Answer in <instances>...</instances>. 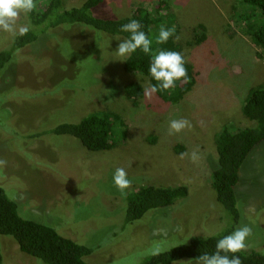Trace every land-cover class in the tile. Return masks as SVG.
<instances>
[{"label":"rangeland","instance_id":"rangeland-1","mask_svg":"<svg viewBox=\"0 0 264 264\" xmlns=\"http://www.w3.org/2000/svg\"><path fill=\"white\" fill-rule=\"evenodd\" d=\"M80 2L65 0L64 6ZM138 4L170 9L180 25L176 41L198 75L178 103L144 92L134 105L123 85L138 81L145 89L149 83L145 76L124 70L125 58L115 55V38H126L82 23L45 30L29 25L37 39L16 50L0 70V185L17 202L22 217L93 247L84 257L89 264H141L191 236L219 234L232 224L211 187L214 140L223 125L235 129L252 124L241 113V104L249 88L264 82V52L234 16L236 0H103L91 13L119 18ZM27 23L21 14L17 28ZM199 23L205 31L196 38ZM15 36L0 31V50L9 48ZM103 110L119 114L126 124V139L114 136L112 149L90 151L73 136L51 132L61 122H77ZM179 119L191 127L170 132V122ZM117 168L130 180L124 192L145 184H183L188 195L127 224L125 194L112 182ZM235 191L240 218L234 230L247 225L251 234L246 248L264 253V142L240 169ZM4 238L1 264H45Z\"/></svg>","mask_w":264,"mask_h":264},{"label":"trees","instance_id":"trees-1","mask_svg":"<svg viewBox=\"0 0 264 264\" xmlns=\"http://www.w3.org/2000/svg\"><path fill=\"white\" fill-rule=\"evenodd\" d=\"M64 1L35 0V10L26 16L27 26L41 28L43 25L42 28L45 30L64 23H82L95 30L127 38L129 34L121 32V26L131 19H136L142 24V30L153 40L152 54L158 50H171L183 56L176 41L180 25L170 9L162 11L138 4L128 16L101 18L93 15L91 9L103 0H81L79 4L68 8L64 6ZM236 2L234 16L244 24L245 35L264 52V0H236ZM160 26L174 27L175 33L165 44L157 45L154 38L158 35ZM31 28L24 35L17 34L9 48L0 50V70L11 60L16 50L37 39L38 34ZM204 31V25L199 23L195 28L196 38L204 34ZM150 60L151 54H144L138 50L124 59L123 69L145 76L148 83H155L150 81L148 74ZM185 61L187 78L177 81L174 89L154 93L161 101L178 103L195 85L197 70L186 59ZM122 88L125 96L134 105H137L144 96V87L138 81L128 82ZM241 113L252 121V124L235 129L228 125L222 126L214 140L217 158L211 172V187L217 201L231 215L232 224L219 234L205 237L191 236L186 243L149 255L141 264H173L182 259L197 261L200 255L214 253L217 241L229 235L238 224L240 212L237 208L235 188L239 182V172L252 151L264 142V82L249 88L241 104ZM51 132L57 135L73 136L90 151L112 149L116 145L113 141L114 136H119L123 140L127 136L123 118L108 110L91 112L77 122H61L52 128ZM188 192V187L183 184L177 186L145 184L134 190L125 191V195L123 194L124 221L131 225L142 219L150 210L170 206L178 198L187 196ZM0 237H9L17 244L21 253L40 259L45 264H89L84 257L94 251L93 247L61 235L48 224L22 217L18 211L17 202L8 196L1 185ZM235 255L240 257L242 264H264V253L252 248H245Z\"/></svg>","mask_w":264,"mask_h":264},{"label":"clouds","instance_id":"clouds-1","mask_svg":"<svg viewBox=\"0 0 264 264\" xmlns=\"http://www.w3.org/2000/svg\"><path fill=\"white\" fill-rule=\"evenodd\" d=\"M35 8V0H0V31L13 35H24L29 31V26L24 25L17 28V19L21 14L28 16ZM142 29V24L136 19L123 24L120 31L129 35L126 39L115 38L119 41L115 55L119 58H127L138 50L144 54H151L148 74L150 81L155 83H149V86L144 89L145 95L151 97L152 94L162 90L174 89L177 81L187 78L186 61L177 51L158 50L152 54L153 40ZM174 33V27L160 26L158 35L154 38L155 43L165 44ZM190 127L191 124L186 119L172 120L169 124L170 132L176 133ZM193 159H196L195 153H193ZM112 182L122 193L130 185L127 173L122 168L116 169ZM250 234L251 229L247 225L234 230L217 241L214 253L200 255L197 258V264H242L240 257L235 254L246 248V241Z\"/></svg>","mask_w":264,"mask_h":264}]
</instances>
